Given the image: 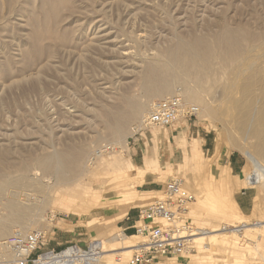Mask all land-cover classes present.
Returning <instances> with one entry per match:
<instances>
[{"label":"rangeland","instance_id":"374dc122","mask_svg":"<svg viewBox=\"0 0 264 264\" xmlns=\"http://www.w3.org/2000/svg\"><path fill=\"white\" fill-rule=\"evenodd\" d=\"M31 1L34 7H39L43 0ZM75 1L76 12L67 17L64 15L61 23L62 29L72 31V41L64 47L52 44V57L44 54L31 67L20 63L21 49H24L25 44L27 48L29 43L23 27L28 12L18 11V18L8 13L10 24L7 30L12 36H0V48L14 63L9 79H0V148L11 150L8 153L10 160L15 157L14 150H20L21 158L29 157L30 153L39 155L63 150L70 151L71 157L77 158L76 171L72 172L70 181L65 185L62 182L55 183L52 176L48 177H51L48 182L41 180L42 185L50 186L37 189L40 200L43 199L41 205L37 202L40 210L34 208L23 223L12 224L11 232L0 240L18 232L22 225L26 233L34 229L42 230L45 239L37 252L39 255L47 251L61 252L70 246L89 250L93 240L110 237L118 231L126 235L135 234L134 229H122L120 226L125 212L129 208L136 210L134 224L140 209L156 199L164 198L163 187L172 179H180L194 196V200L182 210L181 218L195 229L227 223L224 229L215 230L211 227L212 231L206 234L231 230V224L239 220L230 216L228 199L233 200L238 214L250 223L245 227L263 224L264 191L243 188L241 177L247 170L248 159L240 149L230 146L235 142L247 150L250 142L238 130L231 129V118L223 114L226 110L224 100L208 101L212 108H216L217 114L207 116L205 112L202 115L196 113L195 117L189 118V132L182 125L173 130L176 124L165 128L149 127L144 124V119L151 104L179 96L176 95L177 91H183L184 85L177 81L167 95L147 101L140 75L148 62L160 57L156 54L179 38L189 43L196 37L209 38L223 27L234 29L240 36L245 30L251 33L264 31V0ZM91 39L95 44L89 46L93 42ZM244 44L248 45V42ZM14 69L17 70L15 73ZM205 86L200 92L203 98L208 97L205 90L210 96L213 92L210 84ZM123 95L147 102L144 119L130 122L126 134L120 139H113L108 133L95 139L97 132L105 131L102 126L105 106L110 108L109 111L123 108ZM181 98L187 104L197 106L199 111L205 109L200 102ZM179 121L186 123L185 119ZM181 130L189 142L199 140L202 151L200 159L187 158L184 161L185 156L175 144V137ZM160 131L165 132L166 138L158 137ZM146 154L156 156V168L138 171L126 165L125 174L118 177L108 164L114 156H118L124 164L129 161L136 167H144ZM234 161H238L237 168L232 165ZM228 174L232 188L230 193L224 191L227 199L220 195L217 184L220 182L219 176ZM151 180L159 183L152 184L156 190L144 192L148 188L143 183ZM50 187H54V190ZM20 189L11 188L2 195L0 218L4 215L2 203H5L8 194L21 192ZM131 195H136V201L128 203L130 200L126 198ZM251 232V238L257 246L253 254L247 255V258H251L248 264H264L260 258V253L264 252V239L260 232ZM214 245L217 246L215 242ZM191 253H194L193 247L185 257ZM174 260L178 263L188 262L184 256ZM106 262L110 264V261ZM172 262L170 260L166 264Z\"/></svg>","mask_w":264,"mask_h":264},{"label":"bare ground","instance_id":"6f19581e","mask_svg":"<svg viewBox=\"0 0 264 264\" xmlns=\"http://www.w3.org/2000/svg\"><path fill=\"white\" fill-rule=\"evenodd\" d=\"M74 1L43 0L39 7H34L31 0H0V36H3V38L4 35L11 33L8 32L9 29L7 30V26L10 24L7 19L8 13H13V16L17 17L20 15L17 13L18 11L21 13L28 12V18L25 20L23 27L26 29L24 34H26L29 43L27 48H25L26 44L24 49H21L24 44L20 48L22 50L20 63L26 67L36 63L44 54L47 57H52V44H59L64 47L72 41V31L66 28L62 29L63 24L61 26V23L64 15L67 17L76 12L75 5L77 4ZM85 1L91 2V0ZM44 5H47V7ZM19 29L21 30V28ZM179 39L164 47L160 54H156L160 56H157L158 59L148 62L143 67L140 83L144 96L147 101H150L154 97L170 92L174 88V83L180 81L184 85V90L177 91L176 95L184 97L186 100L202 103L205 109L199 111L197 108V113L202 115L205 112L207 116L217 114L216 108H212L208 101L218 102L224 100L226 110L223 114L231 118L229 122L232 126L231 129L238 130L242 137L250 142L247 150L245 148L243 150L235 142L230 145L232 148L244 152L248 159V167L243 172L241 184L243 188H256L258 192L264 191V31L251 33L245 30L243 36H240L234 29L223 27L209 38L196 37L189 43ZM246 41L248 45L244 44ZM94 44L95 41L91 42L89 46ZM1 48L0 58L3 59L0 60V79L3 77L9 79V75L12 74L10 70H13L12 65L14 63L5 50ZM15 69L13 73L17 71ZM214 74L215 77H213ZM206 84L213 87V92L210 96L209 92L205 90L204 92L207 93L208 97L203 98L200 92L203 91V88H206ZM122 99L125 104L123 108L117 107L115 110L109 111L110 108L105 106L102 113L104 122L102 126L105 131L97 132L98 134L94 136L95 139H100L106 133L113 139H120L126 134L130 122L146 115V101L124 95ZM1 109L0 105V114L2 113ZM145 121L146 119H144V124L147 125ZM148 126L161 128L154 125ZM181 132L175 137V144L178 145L181 153L185 156L184 161L187 158L200 159L202 151L199 140L194 139L189 142L185 138V132L182 130ZM42 144L44 145V143ZM9 151H11L9 148H0V199L11 188L20 187L21 192H10L9 197L5 198V203H2L4 215L0 218V238L11 232L10 226L12 224L23 223L22 221L29 216V212L34 208L38 209V203L42 204L43 199L40 200L37 189L50 186L47 184L42 185V181L47 180L48 182L51 178L48 177L52 176L55 178V183L62 182L65 185L70 181L72 172L76 171L75 163L77 162V158H72L71 152L67 150L60 152L47 151L39 155L30 153L27 158H21L20 150H14L15 157L12 160L8 159ZM17 156L20 158L18 159ZM155 158L154 154H146L144 167H136L134 164H130L129 161L124 164L118 156H114L108 164L115 175L121 177L125 174L124 168L126 165L127 167L137 168L138 171L156 168L158 164ZM219 180L220 182L217 185L221 190L220 195L226 197L224 191L230 193L232 188L230 175L219 176ZM118 182L120 183V181ZM28 187L31 189H27ZM50 188L54 190V187ZM226 198L228 199V197ZM126 200H130L128 203L135 202L136 195L128 196ZM228 200L231 205L230 216L239 221L233 222L231 224L232 229L226 233L211 234H206L212 231L211 227L220 230L224 229L227 223L224 225L213 224L209 228L197 227L196 229L189 222L187 224L180 223L182 225L189 224L192 227L188 237L192 241L194 253L184 257L185 261H188L187 263H178L171 259V261H174L173 264H218L219 262L223 264H248V259L251 260V258H247V255L253 254V250L257 246L251 238V231L260 232L264 239V221L263 224L245 227L250 223H247L246 219L244 220L238 214L233 200ZM237 222L239 224H236ZM22 226L19 227L18 232L26 233ZM143 240L141 236L136 234L126 235L122 231H118L112 233L110 237L93 240L90 243L89 250H83L78 246H70L61 252L47 251L41 253L34 264H108L106 261H110V264H128L131 256L136 252L139 242ZM214 242L217 246L214 245ZM3 257L7 260L12 259L13 254L12 252H5ZM260 258L264 263V252L260 253Z\"/></svg>","mask_w":264,"mask_h":264},{"label":"built area","instance_id":"2783aa9c","mask_svg":"<svg viewBox=\"0 0 264 264\" xmlns=\"http://www.w3.org/2000/svg\"><path fill=\"white\" fill-rule=\"evenodd\" d=\"M197 110V106L187 104L180 96H172L153 102L145 123L146 126L169 127L180 119L195 117ZM164 191V198L139 210L133 229L144 240L139 242L129 264H166L171 259L185 257L193 247L188 237L192 227L185 225L188 222H182L181 218L186 204L194 200L193 194L184 188L180 179L167 181ZM44 239V231L37 229L1 239L0 264H34ZM5 252H12L13 258L5 259Z\"/></svg>","mask_w":264,"mask_h":264},{"label":"crops","instance_id":"0c3cea01","mask_svg":"<svg viewBox=\"0 0 264 264\" xmlns=\"http://www.w3.org/2000/svg\"><path fill=\"white\" fill-rule=\"evenodd\" d=\"M189 119H185V121H186V123H182L183 121H179V122H177L176 123V128H173V130H175V129H177V128H179L181 125L183 126V128H188V132H189V127H190V123H187V121H188ZM173 126H175V125H173ZM170 129V128H169ZM169 131L170 130H168L166 133L168 134V136H167V139H169ZM171 131H172V129H171ZM164 133L165 132H161L160 131V133H159V135H158V137H162V138H164L165 137V135H164ZM166 138V137H165ZM234 167H238L239 165H238V161L236 162V161H234L233 162V164H232ZM159 184L156 180H151V181H146V182H144L143 183V185L145 184L146 186H147V188H148V190H146V191H144V192H154V190H156L155 188H154V185H152V184ZM142 185V186H143ZM164 188V187H163ZM125 217H124V219H122L121 220V223H120V226H121V228L122 229H133V222H134V220L136 219V216H137V213H136V210H134V209H131V208H129V210H127L126 212H125Z\"/></svg>","mask_w":264,"mask_h":264}]
</instances>
